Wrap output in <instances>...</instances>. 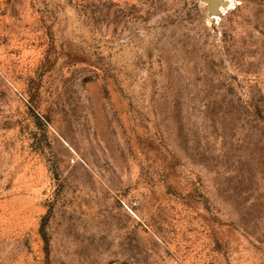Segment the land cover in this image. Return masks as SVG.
Wrapping results in <instances>:
<instances>
[{"label":"rangeland","instance_id":"obj_1","mask_svg":"<svg viewBox=\"0 0 264 264\" xmlns=\"http://www.w3.org/2000/svg\"><path fill=\"white\" fill-rule=\"evenodd\" d=\"M0 0V264H264V0Z\"/></svg>","mask_w":264,"mask_h":264},{"label":"bare ground","instance_id":"obj_2","mask_svg":"<svg viewBox=\"0 0 264 264\" xmlns=\"http://www.w3.org/2000/svg\"><path fill=\"white\" fill-rule=\"evenodd\" d=\"M226 1H227V5H224L223 3L218 4V7L221 8L222 10H225V11L227 9L233 7V4H234V0H226Z\"/></svg>","mask_w":264,"mask_h":264},{"label":"water","instance_id":"obj_3","mask_svg":"<svg viewBox=\"0 0 264 264\" xmlns=\"http://www.w3.org/2000/svg\"><path fill=\"white\" fill-rule=\"evenodd\" d=\"M211 2H217V4L219 3H223L224 5H227V1L226 0H209Z\"/></svg>","mask_w":264,"mask_h":264}]
</instances>
